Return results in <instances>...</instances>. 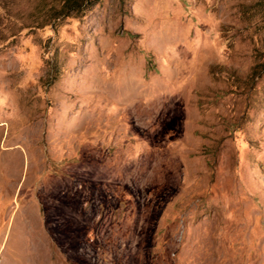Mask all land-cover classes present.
<instances>
[{
	"label": "rangeland",
	"instance_id": "1",
	"mask_svg": "<svg viewBox=\"0 0 264 264\" xmlns=\"http://www.w3.org/2000/svg\"><path fill=\"white\" fill-rule=\"evenodd\" d=\"M64 7L0 0V264H264V0Z\"/></svg>",
	"mask_w": 264,
	"mask_h": 264
},
{
	"label": "trees",
	"instance_id": "2",
	"mask_svg": "<svg viewBox=\"0 0 264 264\" xmlns=\"http://www.w3.org/2000/svg\"><path fill=\"white\" fill-rule=\"evenodd\" d=\"M101 0H64L66 7L59 11L57 16L66 15L67 17L73 11H79L83 8H90L97 5ZM67 13V14H66Z\"/></svg>",
	"mask_w": 264,
	"mask_h": 264
}]
</instances>
